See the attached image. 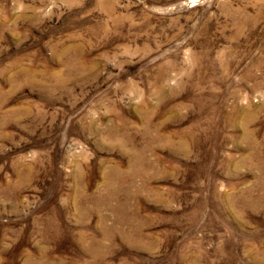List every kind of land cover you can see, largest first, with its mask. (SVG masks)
I'll return each instance as SVG.
<instances>
[{
    "label": "rangeland",
    "instance_id": "374dc122",
    "mask_svg": "<svg viewBox=\"0 0 264 264\" xmlns=\"http://www.w3.org/2000/svg\"><path fill=\"white\" fill-rule=\"evenodd\" d=\"M0 264H264V0H0Z\"/></svg>",
    "mask_w": 264,
    "mask_h": 264
}]
</instances>
